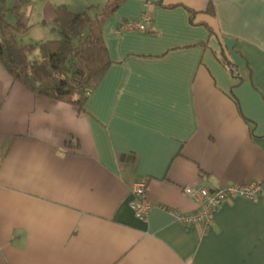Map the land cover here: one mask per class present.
Instances as JSON below:
<instances>
[{
    "label": "crops",
    "instance_id": "crops-1",
    "mask_svg": "<svg viewBox=\"0 0 264 264\" xmlns=\"http://www.w3.org/2000/svg\"><path fill=\"white\" fill-rule=\"evenodd\" d=\"M106 1L60 5L95 16ZM142 5L104 22L111 65L82 110L0 66V264H264V0H160L149 34H117ZM141 180L145 221L130 208ZM247 183L262 193L223 203L207 232L171 213L196 209L186 187Z\"/></svg>",
    "mask_w": 264,
    "mask_h": 264
},
{
    "label": "trees",
    "instance_id": "trees-1",
    "mask_svg": "<svg viewBox=\"0 0 264 264\" xmlns=\"http://www.w3.org/2000/svg\"><path fill=\"white\" fill-rule=\"evenodd\" d=\"M125 1L107 0L95 16L89 14L93 7L75 13L66 6H56L51 25L58 31L59 38L24 45L19 36L29 31L26 19L30 0H0V66L13 82L35 97L67 103L82 110L88 94L99 85L111 65L101 37L102 26ZM207 12L214 15L211 6ZM192 16L190 12V21ZM203 26L211 35L212 30ZM34 50H38L39 55L30 59L29 54ZM215 56L222 67L235 75L234 66L221 52ZM65 148L77 150L79 145L71 137Z\"/></svg>",
    "mask_w": 264,
    "mask_h": 264
},
{
    "label": "built area",
    "instance_id": "built-area-1",
    "mask_svg": "<svg viewBox=\"0 0 264 264\" xmlns=\"http://www.w3.org/2000/svg\"><path fill=\"white\" fill-rule=\"evenodd\" d=\"M158 3L160 0H143L140 18L122 21L117 27V34L128 32L149 34L152 25L150 9ZM182 193L195 204L196 209L188 214L172 211L175 220L184 226L198 227L202 232H207L212 227L215 212L223 203L232 199L254 200L262 193V187L259 183L227 185L212 190L186 187ZM130 197V208L135 217L145 221L153 208L147 198L145 180L132 187Z\"/></svg>",
    "mask_w": 264,
    "mask_h": 264
},
{
    "label": "rangeland",
    "instance_id": "rangeland-1",
    "mask_svg": "<svg viewBox=\"0 0 264 264\" xmlns=\"http://www.w3.org/2000/svg\"><path fill=\"white\" fill-rule=\"evenodd\" d=\"M49 2L52 4H62L66 3L68 5H74L72 8H76L75 4H77V0H30V8L28 11V18H27V26L29 27V31L23 35L19 36V39L22 44L30 45V44H39L42 41L46 40H57L59 38L58 31H53V26L49 23H42L36 25L35 22L39 20L42 21L44 17L43 8L45 3ZM74 2V4H73ZM9 6H12V3H9ZM31 13V14H30ZM30 14V15H29ZM13 24V20H11ZM39 55L38 50H34L32 53L29 54L30 59L37 57Z\"/></svg>",
    "mask_w": 264,
    "mask_h": 264
}]
</instances>
